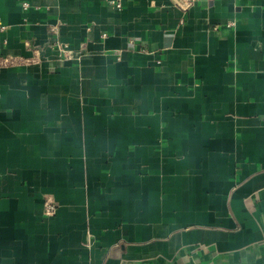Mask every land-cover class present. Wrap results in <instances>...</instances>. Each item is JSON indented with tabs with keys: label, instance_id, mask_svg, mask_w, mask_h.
I'll list each match as a JSON object with an SVG mask.
<instances>
[{
	"label": "crops",
	"instance_id": "1",
	"mask_svg": "<svg viewBox=\"0 0 264 264\" xmlns=\"http://www.w3.org/2000/svg\"><path fill=\"white\" fill-rule=\"evenodd\" d=\"M121 1L0 0V264H264V0Z\"/></svg>",
	"mask_w": 264,
	"mask_h": 264
},
{
	"label": "built area",
	"instance_id": "2",
	"mask_svg": "<svg viewBox=\"0 0 264 264\" xmlns=\"http://www.w3.org/2000/svg\"><path fill=\"white\" fill-rule=\"evenodd\" d=\"M200 0H173L175 6L186 9L190 7L192 4ZM107 3L114 6L116 9H121L122 1L121 0H107ZM22 6L26 8L28 4L26 2L22 3ZM4 26L0 25V30H3ZM102 36H105L103 33ZM58 53H62L66 56H69L68 47L66 43L58 42L57 48L55 49ZM25 61H29L26 59ZM15 60L10 56H1L0 55V67H8L13 66L15 64ZM57 208V204L49 197L46 198L44 201V213L48 216H51L55 213Z\"/></svg>",
	"mask_w": 264,
	"mask_h": 264
}]
</instances>
